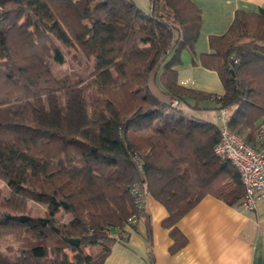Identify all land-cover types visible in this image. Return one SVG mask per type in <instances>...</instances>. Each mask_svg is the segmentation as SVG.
<instances>
[{
    "label": "trees",
    "instance_id": "1",
    "mask_svg": "<svg viewBox=\"0 0 264 264\" xmlns=\"http://www.w3.org/2000/svg\"><path fill=\"white\" fill-rule=\"evenodd\" d=\"M200 25L191 0H149L147 15L132 0H0V180L11 187L0 199V239L19 244L0 264H103L109 229L135 212L132 184L167 210L171 251L186 242L176 222L205 194L242 205L238 171L213 153L219 126L181 106L235 107L227 126L252 141L264 124V10L236 11L209 37L200 63L217 71L221 96L177 80L179 52ZM61 46L87 77L53 71L66 61ZM159 67L168 102L147 84ZM83 83L97 95L90 112ZM32 199L45 203L42 216L29 212Z\"/></svg>",
    "mask_w": 264,
    "mask_h": 264
},
{
    "label": "crops",
    "instance_id": "2",
    "mask_svg": "<svg viewBox=\"0 0 264 264\" xmlns=\"http://www.w3.org/2000/svg\"><path fill=\"white\" fill-rule=\"evenodd\" d=\"M191 2L200 10L201 25L192 48L179 52L180 62L175 66L177 80L186 87L221 96L224 87L217 71L203 67L200 56L212 52L209 37L225 33L236 11L257 13L264 10V0ZM160 72L161 67L150 75L147 84L156 97L168 102L169 96L159 81ZM154 87L165 98L154 93ZM176 104L171 102L173 106ZM200 108L214 110L207 111L209 118L204 120L217 126L222 123L223 110L217 109L215 102L205 100ZM234 109L226 108L228 117ZM230 181L225 180L229 185ZM167 215L160 202L146 195L141 220L109 229L115 240L103 264H264V199L254 210H247L242 205H229L213 194H205L176 222L175 227L186 242L175 251L170 249L173 239L169 228L161 224Z\"/></svg>",
    "mask_w": 264,
    "mask_h": 264
},
{
    "label": "built area",
    "instance_id": "3",
    "mask_svg": "<svg viewBox=\"0 0 264 264\" xmlns=\"http://www.w3.org/2000/svg\"><path fill=\"white\" fill-rule=\"evenodd\" d=\"M238 60L232 59L233 63ZM223 110L224 119L219 125V139L213 147V153L227 160L239 173L243 188L242 206L247 210H254L259 201L264 199V124L253 133L251 142L235 133L227 126L228 115ZM135 212L128 217L127 222L135 224L143 218L145 210L144 190L132 184L129 187Z\"/></svg>",
    "mask_w": 264,
    "mask_h": 264
},
{
    "label": "rangeland",
    "instance_id": "4",
    "mask_svg": "<svg viewBox=\"0 0 264 264\" xmlns=\"http://www.w3.org/2000/svg\"><path fill=\"white\" fill-rule=\"evenodd\" d=\"M132 1L136 4V6L142 11V13L144 15H147L149 13V0H132ZM35 32H36L37 39L41 38L42 35H41L40 31L38 29H36ZM246 40H248V38L242 37L240 41H246ZM61 48H62V50H63V52L65 54V60L66 61L63 62L60 65H54L53 66V71L56 74H61L63 72H69V73L73 74L74 72L76 73L77 70H79V72L81 71L82 74L87 77V75L90 72V69L88 71H86L84 69V66L77 65L71 60V54L73 53L72 50L70 52H68V50L65 47L61 46ZM72 65H73V67H72ZM82 88L84 89V95H85L86 100L88 102V110L90 112L91 111V107L94 105L93 102L97 98V95L94 92L92 87L86 88V83L82 84ZM154 93H156L161 98L164 97L162 95V93L159 92V90H157L156 88L154 90ZM181 107L183 108L185 106H181ZM209 110L210 111L211 110L214 111L213 109H210V108H203V109L202 108L193 109V108H186V107L184 108L185 114L193 115V116H196V117H199V118H203V119L209 118V117H206L207 111H209ZM10 191H11V187L8 184H6L4 181L0 180V199L1 200L5 199L9 195ZM29 203H30L29 212L33 216H42L43 215V212H44V209H45V203L39 202L36 199L29 200ZM56 215H57V217L60 216V220L62 222L68 221L69 218H70L69 214H60L59 210L56 212ZM34 231L37 233L38 230L35 229ZM7 245H11L13 250L12 251H8L6 249ZM18 245L19 244L17 242H15L11 236H6V237L0 239V253L3 256L11 257L12 255H14L15 249H16V247ZM98 250H99V247H95V248H89L88 247V248L84 249V252L85 253H91V254L94 255V254H96V252ZM65 251L68 254L69 258H71L73 256V253L70 252L68 249H66Z\"/></svg>",
    "mask_w": 264,
    "mask_h": 264
},
{
    "label": "water",
    "instance_id": "5",
    "mask_svg": "<svg viewBox=\"0 0 264 264\" xmlns=\"http://www.w3.org/2000/svg\"><path fill=\"white\" fill-rule=\"evenodd\" d=\"M68 241L72 245H77L79 242L77 238H70V239H68Z\"/></svg>",
    "mask_w": 264,
    "mask_h": 264
}]
</instances>
